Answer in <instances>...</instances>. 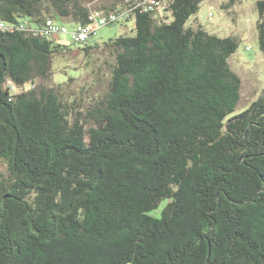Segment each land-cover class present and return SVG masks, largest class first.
<instances>
[{
	"label": "trees",
	"instance_id": "obj_1",
	"mask_svg": "<svg viewBox=\"0 0 264 264\" xmlns=\"http://www.w3.org/2000/svg\"><path fill=\"white\" fill-rule=\"evenodd\" d=\"M136 1L0 0L13 29L0 30V264H264V89L233 116L238 42L186 27L206 0L131 14L133 35L102 44L104 92L84 110L36 84L72 49L22 20L73 27Z\"/></svg>",
	"mask_w": 264,
	"mask_h": 264
},
{
	"label": "rangeland",
	"instance_id": "obj_2",
	"mask_svg": "<svg viewBox=\"0 0 264 264\" xmlns=\"http://www.w3.org/2000/svg\"><path fill=\"white\" fill-rule=\"evenodd\" d=\"M255 1L240 0L224 10L222 6L226 4V0H206L200 4L197 14L191 16L186 23V27H201L210 34L221 38L231 36L238 42L236 51L228 59L230 69L241 80L240 101L233 116L244 112L264 89V51L258 48L257 43L258 13ZM65 26L72 28L71 24ZM133 28L134 21L131 20L124 25L118 23L98 29L96 35L88 41V45L99 44L100 48L94 50L90 58L84 57L79 49L82 46L73 44L70 35L57 36L61 45L72 50L55 56L48 80L37 81L36 84L53 88L65 101L79 103L82 110L86 109L105 88V64L109 62L110 57L102 44L118 36H132ZM247 47H250L249 51L246 50ZM32 87L28 84L23 89L14 88L13 91L25 92ZM6 173V168L0 161V175L5 176ZM165 203H161L159 209L151 215L158 216Z\"/></svg>",
	"mask_w": 264,
	"mask_h": 264
},
{
	"label": "built area",
	"instance_id": "obj_3",
	"mask_svg": "<svg viewBox=\"0 0 264 264\" xmlns=\"http://www.w3.org/2000/svg\"><path fill=\"white\" fill-rule=\"evenodd\" d=\"M130 0H125L126 3H130ZM166 4L160 0H138L131 4L130 8H122L119 11L110 12L107 15H100L97 13H91L88 18V22L85 24H78L68 29L64 24L58 21L47 18L45 19V25L41 30L29 24L27 20H22L19 23V30L31 31L34 34H40L47 37H57L60 35H70L73 44L83 45L92 39L98 29L109 26L112 24L125 23L127 19L135 11L142 12H154L157 11L160 15L165 12ZM211 17V14H209ZM0 30H10V25L0 20ZM247 51L250 47L246 48Z\"/></svg>",
	"mask_w": 264,
	"mask_h": 264
}]
</instances>
